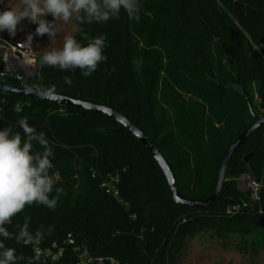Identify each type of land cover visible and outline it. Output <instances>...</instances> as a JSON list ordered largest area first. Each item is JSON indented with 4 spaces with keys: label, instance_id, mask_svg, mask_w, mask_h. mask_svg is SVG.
<instances>
[{
    "label": "trees",
    "instance_id": "1",
    "mask_svg": "<svg viewBox=\"0 0 264 264\" xmlns=\"http://www.w3.org/2000/svg\"><path fill=\"white\" fill-rule=\"evenodd\" d=\"M139 3V22L123 10L104 23L76 19L81 45L105 38L106 59L91 75L43 64L27 87H54L56 95L121 113L163 155L179 194L204 200L229 146L264 114V0ZM3 73L1 61L0 80L22 85ZM81 112L0 91V130L23 138L17 121L26 118L45 133L49 174L64 191L55 209L34 203L4 225L11 235H0V243L14 249L13 264H43L28 239H16L25 224L42 249L63 251L58 264H77L84 253L90 264H177L188 241L203 234L237 239L247 254L264 249V126L236 151L216 203L195 208L173 201L160 167L132 133L106 115ZM37 151L44 149L33 142ZM243 175L259 182V201L239 189Z\"/></svg>",
    "mask_w": 264,
    "mask_h": 264
},
{
    "label": "clouds",
    "instance_id": "2",
    "mask_svg": "<svg viewBox=\"0 0 264 264\" xmlns=\"http://www.w3.org/2000/svg\"><path fill=\"white\" fill-rule=\"evenodd\" d=\"M20 3L21 7H8L0 11V32L6 30L15 36L18 26L27 19L38 25L35 30L37 35L47 34L53 39L57 35V22H67L74 14H82L77 16L81 22L104 23L110 19H119L123 10L130 20L139 22L141 10L139 0H20ZM48 16L53 19H46ZM32 39L29 34L21 45L30 47ZM104 46L103 36L90 39L86 45L67 36L61 49L43 54L42 62L58 66L61 70L80 69L84 76H89L106 59L103 55ZM65 83L71 85L72 81L65 77ZM44 94L55 95L54 87L44 90ZM17 124L23 131V138L20 132H13L10 127L0 130V235L6 238L11 234L4 225L26 206L37 203L55 209L60 196L64 194L62 188H54L59 178L49 174L54 167L50 159L53 152L45 133L37 132L26 118L18 120ZM33 142L44 151L33 152ZM53 191L55 195H50ZM42 235L36 233L37 238ZM16 239H33L27 224ZM0 249H3L0 252V264H13L16 259L14 249L4 248L2 243Z\"/></svg>",
    "mask_w": 264,
    "mask_h": 264
},
{
    "label": "water",
    "instance_id": "3",
    "mask_svg": "<svg viewBox=\"0 0 264 264\" xmlns=\"http://www.w3.org/2000/svg\"><path fill=\"white\" fill-rule=\"evenodd\" d=\"M43 64L44 63L42 62V58H40L38 61V69L41 68ZM1 76L3 78H9V79L17 80L20 82L25 80V74L23 71H20L18 73H15V72L3 73ZM32 80L33 79H30V81ZM0 91L4 93H12L17 96L28 98L30 100L35 99L39 101H45L48 103H53L57 105L75 108V109L82 111L81 115H83L84 112H93V113L103 114V115L110 117L111 119L115 120L120 126L124 127L130 133H132L139 140V142L147 149V151L151 154V156L154 158V160L160 167L169 185L170 195L173 201L176 204L181 205V206H188V207H195V208H209L216 203V201L218 200L221 194L222 188H223L226 171L236 151L253 133H255V131H257L258 129L264 126V114H263L262 116L257 118V120L248 129H246L242 134H240L237 137V139L227 149V152L225 153L221 161L219 170H218L215 186L211 194L209 195V197H207L204 200H192V199H187L179 194L174 175L167 161L163 157V155L157 150V148L147 138V136H145L139 128H137L133 123H131L121 113L111 108L105 107V106L96 105V104L84 102L78 99H72L69 97L61 96V95L55 94L53 96H48V95H45L44 92L42 91H37L35 89L28 88L27 86L14 85V84L2 81V80H0ZM22 105H20V107ZM247 106H248L250 113H252L253 117L256 118V116L253 114L252 107L248 101H247ZM116 132H118V130ZM245 159L247 161L248 156Z\"/></svg>",
    "mask_w": 264,
    "mask_h": 264
},
{
    "label": "rangeland",
    "instance_id": "4",
    "mask_svg": "<svg viewBox=\"0 0 264 264\" xmlns=\"http://www.w3.org/2000/svg\"><path fill=\"white\" fill-rule=\"evenodd\" d=\"M8 7H21L20 0H0V11ZM77 16L78 14H74L67 22H57V35L53 39H50L47 34L37 35L35 30L38 25L27 19L18 26L15 36L10 35L6 30L0 32V62L4 63L5 55H10V51L6 50L5 43L13 45L24 42L29 34L33 37L32 50L38 61L45 52L61 49L65 38L73 37L79 30L76 24ZM46 19L51 21L53 18L48 16ZM21 28L23 30H20ZM245 188L246 185L241 183L240 190L243 193H247ZM236 244H238L237 239L231 238L227 242L205 234L197 236L188 241L187 249L177 264H264V249L247 254L236 249Z\"/></svg>",
    "mask_w": 264,
    "mask_h": 264
},
{
    "label": "built area",
    "instance_id": "5",
    "mask_svg": "<svg viewBox=\"0 0 264 264\" xmlns=\"http://www.w3.org/2000/svg\"><path fill=\"white\" fill-rule=\"evenodd\" d=\"M21 43L9 44L5 43L7 51H10V55H5L4 59V70L5 73H18L23 71L25 74V80L22 81V85L27 86L30 79H34L36 76L38 68V59L34 55L32 50V45L30 47L22 46ZM117 183V180L115 181ZM241 183L246 185L245 191L251 193V199L254 202L259 201L258 191L260 189L259 182L251 179L249 175H243L238 179V185L240 189ZM106 193L112 195L113 197H119V191L116 186L109 184L104 185ZM26 245H31L39 260L43 264H58L59 259L63 255V251L59 250L53 253L52 249H42L40 247V242L36 240H27ZM95 262L92 258L88 257L86 253L80 255V260L77 264H90ZM97 263L102 264L103 259H97ZM112 264H118L115 261H111Z\"/></svg>",
    "mask_w": 264,
    "mask_h": 264
}]
</instances>
